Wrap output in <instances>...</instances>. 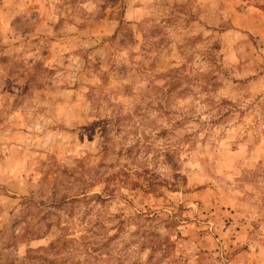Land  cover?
I'll use <instances>...</instances> for the list:
<instances>
[{"label": "rangeland", "instance_id": "obj_1", "mask_svg": "<svg viewBox=\"0 0 264 264\" xmlns=\"http://www.w3.org/2000/svg\"><path fill=\"white\" fill-rule=\"evenodd\" d=\"M51 244L264 264V0H0V264Z\"/></svg>", "mask_w": 264, "mask_h": 264}, {"label": "trees", "instance_id": "obj_2", "mask_svg": "<svg viewBox=\"0 0 264 264\" xmlns=\"http://www.w3.org/2000/svg\"><path fill=\"white\" fill-rule=\"evenodd\" d=\"M149 187H151L150 188V190H152V185H150ZM98 201H100V200H102V198L100 197V196H96L95 197ZM32 227V226H31ZM32 231H30L29 233H31ZM35 231H33V233H32V237H33V239H39L41 236L40 235H38V234H36V233H34ZM28 233V232H27ZM89 246H90V248H91V252H96L97 250H99V249H97L96 247L98 246V244L97 243H95L94 241H92V242H89V244H88ZM57 248H56V246L54 245V244H51V245H49L47 248H44V249H41L40 251H38L37 253L38 254H36V252L34 253V254H29L28 255V258H30V259H36V260H38V262L39 261H47V264H56L57 262H62L61 260H57V259H46V256L45 255H42L43 253L44 254H47V253H51V254H53L51 251H53V250H56ZM57 251V250H56ZM40 252V253H39ZM31 253V252H30ZM42 253V254H41ZM54 254H57L56 252H54ZM40 263V262H39Z\"/></svg>", "mask_w": 264, "mask_h": 264}]
</instances>
